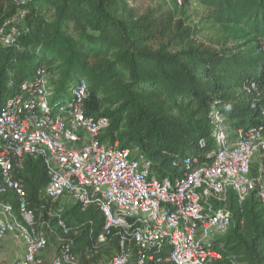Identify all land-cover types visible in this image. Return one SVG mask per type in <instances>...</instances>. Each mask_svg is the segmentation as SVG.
<instances>
[{
  "label": "trees",
  "instance_id": "obj_1",
  "mask_svg": "<svg viewBox=\"0 0 264 264\" xmlns=\"http://www.w3.org/2000/svg\"><path fill=\"white\" fill-rule=\"evenodd\" d=\"M195 1L204 10V28L187 15L194 0L144 11L131 0H0V23L25 11L15 23L21 29L19 47L0 45V97L21 91L42 67L55 102L67 100L63 89L76 88L85 78L86 114L110 120L104 139L138 147L163 175L178 176L182 159L213 148L217 117L233 129L247 127L261 120L264 106V0ZM204 29L216 33L212 43L200 39ZM251 81L259 84V96L243 90ZM14 176L24 183L39 224H53L56 234H49L58 239V216L50 214L58 201L44 194L50 176L43 160L25 157L14 164ZM0 200L18 210L14 190L1 193ZM230 208L220 264H264V204L252 192L242 203L232 196ZM60 217L72 227L68 239L87 240L89 221L94 235L103 223L96 207L74 215L63 211ZM117 249L113 239L94 264Z\"/></svg>",
  "mask_w": 264,
  "mask_h": 264
},
{
  "label": "built area",
  "instance_id": "obj_2",
  "mask_svg": "<svg viewBox=\"0 0 264 264\" xmlns=\"http://www.w3.org/2000/svg\"><path fill=\"white\" fill-rule=\"evenodd\" d=\"M24 16L22 11L20 18L0 23L1 46L19 47L21 29L15 23ZM53 89L42 67L21 91L0 97V194L12 189L20 198L17 211L0 200V240L11 236L23 245L18 264H93L113 239L118 249L97 264H220L232 224V196L242 203L256 192L264 204V106L261 120L247 127L233 129L217 117L211 151L185 157L183 173L172 177L163 175L138 147L104 139L110 120L86 114L85 78L72 89L68 103L55 102ZM243 90L261 93L256 81ZM200 146L207 142L202 139ZM25 157L45 163L47 198L99 210L103 223L95 235L90 220L87 240L68 239L72 227L55 213L61 232L54 255L47 254L48 234H56L55 226L39 224L24 183L14 176V164Z\"/></svg>",
  "mask_w": 264,
  "mask_h": 264
},
{
  "label": "rangeland",
  "instance_id": "obj_3",
  "mask_svg": "<svg viewBox=\"0 0 264 264\" xmlns=\"http://www.w3.org/2000/svg\"><path fill=\"white\" fill-rule=\"evenodd\" d=\"M17 3H22L24 0H14ZM133 2V4L140 10V11H144L145 9L148 8H154L157 7L160 4H164L166 6H170V4L172 3V0H131ZM187 15L190 17V22L193 24H201V27H206V25H204L202 22L205 19V13L204 10L202 8L201 5H189L187 8ZM21 21V20H20ZM19 21V23H20ZM200 39L204 40L205 42L208 43H212V41H214L217 37H216V33L212 30H208V29H204L201 30L200 33ZM64 93L66 95L67 98V103L68 101L72 98L73 94H72V89L69 88H64ZM81 207L79 205H77L76 203H74L71 200H66V199H61L58 202H56L55 207L52 209V214L55 217V213H59L61 214L63 211H66V214L68 215H74V211L80 209ZM60 210V211H59ZM51 234H48V236L50 237ZM81 240H83V238H80ZM2 240V239H1ZM0 243L3 242V240ZM58 247V239L55 236H51L50 237V242H49V247L47 249V254L51 257L54 255L55 253V249ZM105 255V254H104ZM10 255L8 254V252L4 249V247L2 245H0V260L1 259H5V261L3 263L5 264H14L12 263V259H9ZM108 257V256H107ZM106 258V256H105ZM104 257H102V259H105ZM7 260V261H6ZM1 263V262H0ZM91 263L94 264V262L92 261Z\"/></svg>",
  "mask_w": 264,
  "mask_h": 264
},
{
  "label": "crops",
  "instance_id": "obj_4",
  "mask_svg": "<svg viewBox=\"0 0 264 264\" xmlns=\"http://www.w3.org/2000/svg\"><path fill=\"white\" fill-rule=\"evenodd\" d=\"M2 240H3V242L0 243V245H2L4 247V249L10 255L9 259L10 260L12 259V263L18 264V260L23 254V250H24L23 245L21 243H19L18 241H15L11 236H6ZM5 259L4 260L1 259L0 264H5V263H3L5 261Z\"/></svg>",
  "mask_w": 264,
  "mask_h": 264
}]
</instances>
